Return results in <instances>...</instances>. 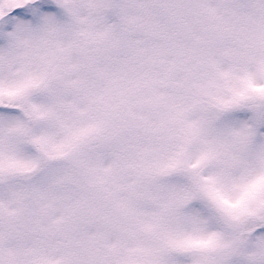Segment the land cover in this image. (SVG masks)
<instances>
[{"label": "snow or ice", "instance_id": "1", "mask_svg": "<svg viewBox=\"0 0 264 264\" xmlns=\"http://www.w3.org/2000/svg\"><path fill=\"white\" fill-rule=\"evenodd\" d=\"M0 264H264V0H0Z\"/></svg>", "mask_w": 264, "mask_h": 264}]
</instances>
